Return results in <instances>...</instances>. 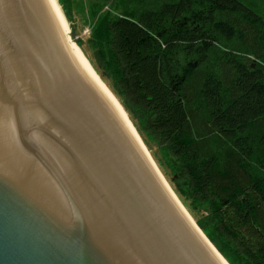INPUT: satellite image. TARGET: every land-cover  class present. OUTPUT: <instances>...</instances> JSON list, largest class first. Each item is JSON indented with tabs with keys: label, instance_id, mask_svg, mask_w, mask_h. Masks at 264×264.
Masks as SVG:
<instances>
[{
	"label": "water",
	"instance_id": "1",
	"mask_svg": "<svg viewBox=\"0 0 264 264\" xmlns=\"http://www.w3.org/2000/svg\"><path fill=\"white\" fill-rule=\"evenodd\" d=\"M0 264H223L49 0H0Z\"/></svg>",
	"mask_w": 264,
	"mask_h": 264
},
{
	"label": "trees",
	"instance_id": "2",
	"mask_svg": "<svg viewBox=\"0 0 264 264\" xmlns=\"http://www.w3.org/2000/svg\"><path fill=\"white\" fill-rule=\"evenodd\" d=\"M59 3L74 26V1ZM91 10V56L71 37L180 203L228 264H264V14L239 0Z\"/></svg>",
	"mask_w": 264,
	"mask_h": 264
},
{
	"label": "bare ground",
	"instance_id": "3",
	"mask_svg": "<svg viewBox=\"0 0 264 264\" xmlns=\"http://www.w3.org/2000/svg\"><path fill=\"white\" fill-rule=\"evenodd\" d=\"M53 9V12L55 14L56 20L58 22V25L61 29V32L72 52V54L76 57V59L79 60V62L81 63V65L86 69V71L90 74V76L98 83V85L102 88V90L107 94V96L110 98V100L113 102L114 106L116 107L118 113L122 116V119L124 120V122L126 123V125L128 126V128L130 129V131L132 132V134L134 135V137L136 138V140L138 141V143L140 144L141 148L143 149L144 153L146 154V156L148 157V159L150 160V162L152 163L153 167L155 168V170L157 171L159 177L161 178L165 188L168 190V192L170 193V195L172 196V198L177 202V204L180 206V208L183 210V212L186 214V216L189 218V220L192 222V224L195 226V228L197 229V231L200 233V235L203 237V239L205 240V242L208 244V246L211 248V250L216 254V256L222 261L223 264H228L226 262V260L218 253V251L214 248V246L208 241V239L205 237V235L201 232V230H199V228L197 227V225L195 224V222L193 221V219L190 217V215L188 214L187 210L183 207V205L180 203V201L178 200V198L176 197V195L174 194V192L172 191V189L169 187V185L167 184V182L164 180V178L162 177V175L160 174V172L158 171L156 165L154 164L151 156L149 155L148 151L146 150L142 140L140 139V136L138 135L136 129L134 128L133 124L131 123L130 119L128 118L126 112L124 111V109L122 108V106L120 105V103L117 101V99L114 97V95L110 92V90L106 87V85L102 82V80L99 78V76L97 75V73L94 71L93 67L90 65V63L88 62V60L86 59L85 55L83 54V52L81 51V49L78 47V45L73 42L70 38V29L68 27V24L64 17V14L61 10V7L58 3V0H49Z\"/></svg>",
	"mask_w": 264,
	"mask_h": 264
},
{
	"label": "rangeland",
	"instance_id": "4",
	"mask_svg": "<svg viewBox=\"0 0 264 264\" xmlns=\"http://www.w3.org/2000/svg\"><path fill=\"white\" fill-rule=\"evenodd\" d=\"M74 4L72 6V9L70 11L71 17L73 20L74 26H71V23L69 20L66 18V14L63 11L61 5H60V0H58V3L61 7V10L64 14V17L66 19L69 31H70V38L73 41L71 37V33L73 31L75 38L80 39L84 42L83 47L85 48L86 52L88 55L91 56V52L88 50V47L86 45V40L89 36V32L91 27L93 26L94 20L92 17V10L91 7L93 4H104L105 0H73ZM242 2L244 5L248 6L255 12H258L260 14H264V0H239ZM74 28V29H73ZM74 42V41H73ZM82 51V50H81ZM83 52V51H82ZM84 54V53H83ZM86 57V56H85ZM87 59V57H86ZM88 60V59H87ZM89 62V60H88ZM90 63V62H89ZM91 65V64H90ZM92 66V65H91ZM95 71V70H94ZM96 72V71H95ZM98 75V74H97ZM99 76V75H98ZM100 78V77H99ZM101 79V78H100ZM103 82V81H102ZM104 83V82H103ZM105 84V83H104ZM106 85V84H105ZM107 87V86H106ZM108 88V87H107ZM109 89V88H108ZM110 90V89H109ZM111 92V91H110ZM112 93V92H111ZM113 94V93H112ZM115 97V96H114ZM116 98V97H115ZM117 99V98H116ZM118 101V100H117ZM119 102V101H118ZM121 105V104H120ZM122 106V105H121ZM123 108V107H122ZM128 116V115H127ZM129 118V117H128ZM141 139V138H140ZM146 148V147H145ZM150 155V154H149ZM155 164V163H154ZM159 171V170H158ZM161 174V173H160ZM163 177V176H162ZM165 180V179H164ZM167 181V180H165ZM168 184V183H167ZM170 187V186H169ZM209 241V240H208ZM215 248V247H214ZM220 254V253H219ZM227 262V261H226ZM228 263V262H227Z\"/></svg>",
	"mask_w": 264,
	"mask_h": 264
}]
</instances>
